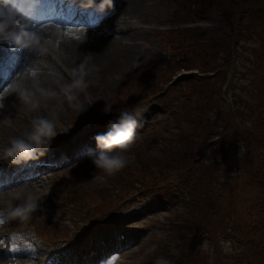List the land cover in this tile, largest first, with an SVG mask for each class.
I'll return each instance as SVG.
<instances>
[{
  "label": "rangeland",
  "instance_id": "obj_1",
  "mask_svg": "<svg viewBox=\"0 0 264 264\" xmlns=\"http://www.w3.org/2000/svg\"><path fill=\"white\" fill-rule=\"evenodd\" d=\"M122 1L127 3L128 0ZM137 1L145 5V10L149 12L145 16L135 17L133 23L123 25L134 27L128 32L134 38H128L127 34L123 42L129 43V40L135 39V43L147 51L143 60L128 65L120 62V51L108 55V50H105L112 63L101 79H95L96 82L90 83L83 92L67 89L69 85L57 89L43 83L45 90L55 92L56 95L46 100L41 98L40 106L32 110L39 117L55 123L58 134L50 146L62 144L68 147L74 146L81 139L78 136L82 129H103V122L117 120V114L122 109L120 107L142 110L139 121L143 127L137 129L136 141L126 153L127 165L115 175L107 176L94 169L88 156L74 168L64 167L53 171L34 187L18 186V190L26 188L37 194L38 207L27 220L13 218L12 209L8 213L1 211L0 232L5 234L1 247L6 248L5 259L8 260L3 264H52L62 256L68 258L70 253L57 259L53 249L66 252L73 245L76 248L88 245L96 236L97 228L102 236L114 234L117 240L119 234L125 236L123 242L120 241V253L97 264H156L161 257L171 260V254L165 250H172V243L175 245L182 240L179 235L182 231L188 234L187 227H191L189 221L194 219L196 225L205 216L217 219L208 226L212 232L196 231L190 238L193 248L203 253L208 264H244L241 258L244 247L249 245L250 249H256L250 234L253 225L257 226L253 211L255 204L264 199V133L258 135L256 142L252 143V153L243 158L247 145L242 130L247 136L251 134V118H247L245 123L237 120L238 129H232L230 133L223 130L222 122L226 116L232 117L229 110L232 103L237 109H245L239 102L240 98L235 101V94H241L248 102L257 99L258 89L264 84V36H258L255 30H244L241 34L243 26L241 23V26L237 25V21L235 26L241 27H237L240 30H228L230 33L225 34L227 37L220 34L216 37L217 42L211 46L220 50L215 55L210 50L212 55H209V60L217 61L210 62L211 65L222 64V67L217 72L207 73L212 77L219 74L216 83L218 90L214 91L213 96L215 107L207 108L203 117H195L192 115L194 109L188 113L185 111L188 110L187 106H191L188 95L198 85L195 77L202 75L197 62L199 54L190 51L186 55L185 52L171 50L164 45V39L174 41L181 30L190 26L205 28L214 36L216 30L213 28L219 24L220 16L209 11L202 18L203 21L190 24L187 23L190 21L187 12L195 16L198 13L194 7H180L179 2L183 4L184 0ZM122 13L121 10H112L108 18L117 23V19H122ZM42 32L45 30L37 31V36ZM3 37V43L8 42V39L16 41L13 32ZM42 37L49 42L52 38L49 33L46 36L42 33ZM40 45L39 40V45L33 46L32 51ZM109 49L113 50V46L110 45ZM172 52L184 57L176 61ZM228 77L233 78L235 85L232 84L230 89ZM192 80L195 82H189ZM69 94L75 99L69 101ZM36 95L39 97V94ZM164 99H171L172 102H159ZM1 100L2 97L0 150L9 146L13 138H26L32 127L30 120L28 125L19 121L26 115L25 109H21V112L9 111L3 102L1 104ZM85 107L89 109L82 114ZM105 107L109 109L108 113L103 111ZM204 121H207V128L216 127L209 136L210 141H216L217 144H206L203 148V162L209 163L203 188L207 194L205 198L200 195L196 210L191 209L188 203L197 199L188 200L181 190L162 191L157 198L146 197L139 191L137 182L156 180L172 171L169 167L172 157L179 164L176 168L181 167V163L188 160L184 154H190L188 144L193 139L189 134L184 135V130L203 125ZM257 147L262 150L256 151ZM96 151L93 149L91 152ZM3 161L0 159V162ZM178 175L174 172L167 178ZM14 192H10L7 199L1 200L0 208L6 202V209L18 205L19 201L13 198ZM7 220H12L11 224L4 227ZM9 229L15 232L9 235ZM42 234L51 236L52 243L43 240ZM41 241L47 245V249L40 247Z\"/></svg>",
  "mask_w": 264,
  "mask_h": 264
},
{
  "label": "trees",
  "instance_id": "obj_2",
  "mask_svg": "<svg viewBox=\"0 0 264 264\" xmlns=\"http://www.w3.org/2000/svg\"><path fill=\"white\" fill-rule=\"evenodd\" d=\"M180 6H189L191 8H195L196 13H198L196 16L192 15L191 12H187L189 14V20L191 21H193L194 18L195 21L202 20V18L205 17V15L209 11L212 13L215 12L220 16L219 24L216 26V28H213L214 30H216L214 36L210 35L205 28L201 29L197 27H188L181 30V34L177 37L175 36L174 41L171 42V40L169 39V42H171L175 50L179 52H185L186 55H189L190 51L197 55L199 54L198 56L200 58L197 57L199 58L197 62L198 68L201 70L202 75L195 80L198 85L197 88L195 87L191 92L192 95L189 101V103H191V106H187L188 110H186L185 112L188 113L191 110L193 111L194 109L195 111L194 113H192V115H194L195 117H203L207 112V108L215 107L213 96H215L214 91L218 90V84L216 83L218 81L217 76L219 74H216L212 77L207 73L217 72L222 67V64H220L219 66L215 63H213V65L210 64V62H217L216 60H209L212 52L215 55L217 50H220L212 47V43L215 44L217 42L216 37L219 34L220 36L227 37V35L225 34L230 33L227 32L228 30H232L234 32L235 29L240 30L241 27L239 26H241V24L243 26L241 34L242 32H244V30H248L250 32L255 30V33H257L258 36H264V0H184V3H180ZM236 22L237 25L239 23L241 24H239V26H235ZM237 27L240 29H238ZM246 33L248 32L246 31ZM218 46L220 47V44ZM231 56H233V53L231 54ZM187 67L190 68L189 65ZM253 80L256 81L255 79ZM233 86H235L234 83ZM258 91L259 92L255 102H248L244 97L241 96V94H235V101L237 102V98H240L239 102H241L245 106V109H237L232 103V107H230L231 109H229L230 112H232V117L226 116L225 120L222 122L223 130L230 133V130L238 129L237 120L239 122L245 123L247 122V118H251V134L247 136L242 130L243 138L246 139L247 145L245 155L242 156L243 158L249 156L252 153V143L256 142L255 139L258 135H263L262 133H264V84L259 87ZM215 128L216 127L214 126L207 128V121H204L203 125H197L193 129L184 130V135L189 134V136L193 137L190 144H188L190 157L188 153L184 154V157L188 160L181 163L180 166L182 167L183 165L182 168H176L179 164H176L174 157H172L170 159L169 167L173 170L166 174L176 172L177 174H180L181 177L189 176L190 172H193V160L195 156L202 154L204 146L210 142L209 140L211 137L209 136V134L210 132H213ZM218 132L220 133L219 130ZM261 150L262 148L260 147H257L256 149V151L258 152ZM194 172H197L196 178L198 184V194L196 193V198H198L199 200L200 195L205 198L207 194V191L203 189L205 188V178L204 174L202 175L201 171H197L194 169ZM191 176L194 177V175ZM159 179L160 178L152 180L151 182H155ZM149 182L150 181H145V184H149ZM194 207L195 205L191 209L196 210ZM253 211L254 216L256 217L255 222L257 226L253 225L250 234V240H252V242L256 244V249H250L249 245H246L244 247L245 249L243 253L241 254V258L244 264H264V199L255 204V210ZM218 215H220V213ZM214 220H217L216 217L205 216V219L201 217L199 223L197 221L196 225L194 219H192V221H189L188 223L192 228L187 227L188 234H184L182 231L179 234L182 240L176 242L175 245L173 244V242L172 250L170 248L165 250V252H169L171 254V260H167L169 261V264H208V262L204 260L205 257H203V253L196 250L191 245L190 236L194 235L196 231L209 230L212 232V230L208 229V226H210ZM194 225L195 227L193 228ZM202 227L205 229H203Z\"/></svg>",
  "mask_w": 264,
  "mask_h": 264
},
{
  "label": "bare ground",
  "instance_id": "obj_3",
  "mask_svg": "<svg viewBox=\"0 0 264 264\" xmlns=\"http://www.w3.org/2000/svg\"><path fill=\"white\" fill-rule=\"evenodd\" d=\"M75 1L76 0H72L71 3L66 6L58 5L57 7L58 15L61 18L66 15L65 18L69 19L68 25L53 26L55 23H48V25L45 26V32L42 33L45 36L47 33H49V36L52 37V41H46L42 37V33H39V40L41 45L35 47V50H33L30 55L28 54L27 57L23 53V50H25L26 48H22V45H17L16 50L21 52L22 60L26 63L25 69L21 71L18 80L23 83L28 90L33 92L35 91V89L33 88L34 83L38 84V86L41 88H45V85L43 84L45 83L46 85H51V87L55 86V88L57 87V89H60L59 86L62 85L65 87L67 85H71L73 79L75 78L73 69H79V66L85 62L86 67L92 69V71H90L89 75L85 79L90 83L96 82L95 79H101L106 68H108L112 63V61H110L111 59L108 58L106 54L115 55L118 51H120L122 53V55L120 56L122 60L120 62H126V64L128 65H132L134 61H142L143 56H146L147 51H144L141 45H137V43H135V39L129 40V43H124L123 37L117 38L112 36H104L108 35V33L103 30H101L100 33L101 26H97L92 30H77L76 28L70 27V24H76V20L70 21L72 19L73 12L72 10L68 11V9L73 8L72 3ZM99 3L100 0L97 1L94 7L99 6ZM119 3L122 2H120V0H117L116 2L112 0V7H118ZM144 7L145 5H143L140 1L128 0L124 7H120L121 9H123L122 19L119 20L116 25H119L120 30L124 28H130L124 27L123 25L133 23L134 18L137 16H145V14L149 11L148 9L145 10ZM26 20H29V18H24L23 16H21L8 4H0V41L1 37L9 33L11 34L13 31L21 34L22 37L25 33H28L30 35L34 31V29L31 28L32 26L30 27V24L27 23ZM25 29H28V31L25 32ZM37 31L36 35L38 34ZM132 38L134 37H130V39ZM110 45L113 46V50L109 49ZM105 50H108L106 54ZM110 51L112 53H110ZM96 69H98V71ZM28 71H30L31 73L29 74ZM92 72L94 73L93 76H91ZM33 73H35V75H33ZM107 85L108 84H105V86ZM14 89V84L10 82L5 90L4 96L6 99L2 102L7 107V109L9 111L20 110L19 112H21V109H25L24 111L26 115L21 117L22 119L20 118L19 121H22V123L26 125L29 124V120L31 122L33 119L40 118L36 112L29 110L25 105L21 103ZM64 102L69 101L65 100ZM88 109V107H85L82 114L85 113ZM7 164L8 161H5L2 168H4ZM31 187L33 186H30V188ZM7 198L8 196L6 194L0 196V202L1 200H5ZM0 239V246H2L1 241H3V234L1 235ZM0 261L2 262V258L0 259Z\"/></svg>",
  "mask_w": 264,
  "mask_h": 264
},
{
  "label": "clouds",
  "instance_id": "obj_4",
  "mask_svg": "<svg viewBox=\"0 0 264 264\" xmlns=\"http://www.w3.org/2000/svg\"><path fill=\"white\" fill-rule=\"evenodd\" d=\"M88 7L96 5L97 0H86ZM112 7V0H100L99 11ZM24 40L20 36L16 37L15 43L22 45V48H30L39 45V37L36 34H24ZM98 71V69H96ZM92 69L86 67V62L79 66V69H73L74 79L67 89H76L81 92L89 86V81L85 78ZM35 91L28 90L23 83L15 84V92L19 100L29 110H35L40 106L41 98L47 99L55 96V92L47 91L34 83ZM66 89V91H67ZM36 93H39L37 97ZM69 101L75 99L71 94L67 96ZM105 113L109 112L108 108H104ZM142 115L140 109H124L119 113V117L115 121H109V129L95 136L96 152L89 150V159L95 170L103 172L107 176H113L122 170L128 163L126 153L135 143L137 138V129L142 128L139 118ZM32 127L27 133L26 138L18 137L10 141L9 146L0 150V159L7 160L12 163L28 162L37 158V153L43 155L50 146L51 141L57 136L56 125L53 120L40 117L31 121ZM13 198L19 201L18 205L11 211L13 218L21 220L29 219L32 212L37 210L38 199L36 193L26 188H21L13 193ZM156 264H169V261L163 257L157 259Z\"/></svg>",
  "mask_w": 264,
  "mask_h": 264
},
{
  "label": "snow or ice",
  "instance_id": "obj_5",
  "mask_svg": "<svg viewBox=\"0 0 264 264\" xmlns=\"http://www.w3.org/2000/svg\"><path fill=\"white\" fill-rule=\"evenodd\" d=\"M34 27V26H33Z\"/></svg>",
  "mask_w": 264,
  "mask_h": 264
}]
</instances>
